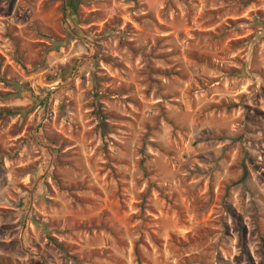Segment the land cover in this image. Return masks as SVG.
Returning a JSON list of instances; mask_svg holds the SVG:
<instances>
[{"label":"rangeland","instance_id":"rangeland-1","mask_svg":"<svg viewBox=\"0 0 264 264\" xmlns=\"http://www.w3.org/2000/svg\"><path fill=\"white\" fill-rule=\"evenodd\" d=\"M0 264H264V0H0Z\"/></svg>","mask_w":264,"mask_h":264},{"label":"trees","instance_id":"trees-1","mask_svg":"<svg viewBox=\"0 0 264 264\" xmlns=\"http://www.w3.org/2000/svg\"><path fill=\"white\" fill-rule=\"evenodd\" d=\"M99 112L97 113V116H98V120H99V123H98V126L103 130H107L108 127L110 126V123L107 121L109 119V117L111 116L110 113H107V112H103V111H100L98 110Z\"/></svg>","mask_w":264,"mask_h":264}]
</instances>
